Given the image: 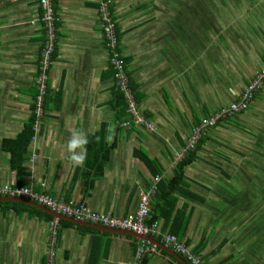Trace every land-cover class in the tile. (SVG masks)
Segmentation results:
<instances>
[{"label":"crops","instance_id":"obj_1","mask_svg":"<svg viewBox=\"0 0 264 264\" xmlns=\"http://www.w3.org/2000/svg\"><path fill=\"white\" fill-rule=\"evenodd\" d=\"M113 1L121 51L128 58V74L142 100L139 108L157 129L121 126L130 116L119 117L97 0L56 1V55L48 70L47 93L39 116L37 78L41 50L47 41L40 0H0V186L21 183L58 201L85 203L95 211L118 217L132 214L139 192L149 189L156 176L155 169H149L134 150L144 148L162 167L161 177L171 179L178 153L187 146L197 123L237 100L264 67V53L255 46L260 43L264 47V29L249 24L253 34L240 36L246 37V41L239 40L246 47H236L237 72L232 71L231 80L227 77L230 72H225L226 56L217 51L214 57L203 54L208 63H202L205 72L201 71V81L196 82L192 80L193 36H170L164 31L150 35L149 29H143L150 28L148 22L143 21L144 26L137 19L124 21L118 8L121 0ZM135 9L146 12L142 4ZM218 48L222 49L220 40ZM204 84L206 90L200 87ZM227 96L228 102L224 100ZM254 121L264 125V91L233 122L222 121L212 128L217 131L207 132L195 159L185 167L182 184L172 183L167 194L157 190L151 197L161 234L171 233L172 219L179 211L189 216L182 241H188L204 264H264V165L256 163L258 156L264 157V128L256 130ZM248 125L256 133L242 130ZM73 133L82 134L88 145L99 150L111 146L102 174L89 158L87 143L83 164L70 160L68 141ZM75 151L80 153L79 148ZM17 160L23 167L20 175ZM189 193L200 198L191 199ZM9 197L0 196V201L28 204ZM55 218V264H89L94 246L99 253L97 264L135 260L140 243L136 236L57 216L49 220L11 205L0 207V264H45ZM161 234L154 238L162 241ZM176 260L157 250L147 254L145 264H185Z\"/></svg>","mask_w":264,"mask_h":264},{"label":"built area","instance_id":"obj_2","mask_svg":"<svg viewBox=\"0 0 264 264\" xmlns=\"http://www.w3.org/2000/svg\"><path fill=\"white\" fill-rule=\"evenodd\" d=\"M99 3V16L102 24V31L105 38V46L110 52V64L114 75L115 90L120 92L126 101L127 112L129 113V121H122L121 125L125 128L130 126V122L138 127L145 126L149 130H156V127L147 120L139 109L138 102L130 87V81L125 71V55L119 49V38L116 32V21L111 16V0H97ZM42 10V20L47 28V41L44 44L39 60V74L37 78L38 93L35 98L36 111L39 116L42 115L45 96L47 93L48 70L54 62L53 54L55 52V38H56V15L54 0H40ZM255 77L245 86L244 91L234 102L225 105L218 110L209 113L203 117L200 123L195 126L188 139L187 146L178 153V159L191 148H193L198 141L210 129L216 127L218 123L224 118L230 116L232 113L245 110L249 105L253 93L259 89H264V67L255 73ZM161 175H156L153 178V184L147 190L139 192L138 206L134 213L125 217H118L115 215L101 213L91 209L85 203H78L75 201L63 202L58 201L54 197L43 193L34 191L32 187L18 188L12 185L0 186L1 196L11 197H25L27 199L36 201L52 211L72 217L79 221H88L97 223L109 228L127 229L133 231L139 236L148 235L151 237L160 236V222L149 221L151 213V197L158 190V183ZM45 187L46 184H41ZM58 219L55 218L51 222V239L49 243V253L46 257L45 264H55L56 250L55 244L57 241V227ZM164 243L172 248L174 251L183 255L192 264H204L201 257L195 254L192 249L183 244L175 234L163 233L161 234ZM157 251V244H152L149 240L140 238V243L137 247L136 258L129 264H142L145 254Z\"/></svg>","mask_w":264,"mask_h":264},{"label":"rangeland","instance_id":"obj_3","mask_svg":"<svg viewBox=\"0 0 264 264\" xmlns=\"http://www.w3.org/2000/svg\"><path fill=\"white\" fill-rule=\"evenodd\" d=\"M141 4L145 5L146 12H140L135 9ZM151 7H157L158 9L147 11ZM118 8L120 14L123 15V20L126 22H134L136 19L142 23L143 21L145 23L148 22L146 25L150 26V28L143 29H149L150 35H158L164 31L165 34L170 36L188 38L193 36L195 39V64L192 68V73L194 74L192 80L196 82L201 81L202 73L205 72V67L202 66V63H208L204 55L209 53L211 57H214L217 51L219 55L226 56L225 72H230L227 77L231 80V77L234 76L232 71L237 72L236 64L238 63L239 55L236 47L242 50L246 47L243 41H239H246V37L240 38L241 34L251 33L248 29L249 24H251L250 27L257 26L260 29H264V0H121ZM219 40L222 49L218 48ZM255 46L261 48L260 51L264 53L262 44H255ZM210 71L212 72L211 69ZM220 73H222L221 68ZM209 76L213 78V76ZM214 79H216V76H214ZM200 87L206 90L207 84L200 85ZM211 91L212 86L207 92L210 93ZM229 99L230 97L227 96L224 100L228 102ZM171 100L174 101L175 98L171 97ZM252 124L257 127L256 130L264 128L262 123L254 121ZM230 125L235 126L234 124ZM175 127V125L172 126L171 131L175 130ZM249 127L250 125H248V128H242V130L256 133V130ZM230 130L233 132L234 129ZM215 131L217 130L211 129L210 132ZM258 157L259 159L256 160V163L261 162L264 165V157L262 155ZM247 159L250 160L249 158Z\"/></svg>","mask_w":264,"mask_h":264},{"label":"trees","instance_id":"obj_4","mask_svg":"<svg viewBox=\"0 0 264 264\" xmlns=\"http://www.w3.org/2000/svg\"><path fill=\"white\" fill-rule=\"evenodd\" d=\"M56 1L57 0H54V4L56 6ZM98 8H99V3H98ZM111 16L113 17V19H115L116 21V32H117V35H118V38H119V49H121V45H120V41H121V31H120V26L118 25V21H117V17H116V14L114 12V1L111 0ZM56 52V50H55ZM54 52L53 54V59L55 58V55L56 53ZM128 58L125 57V65H126V73H127V76L129 78V81H130V87L132 89V92L138 102L141 103L142 100L140 99V97L138 96V92L137 90L135 89V87L133 86L134 83L132 81V78L129 76L130 74H128ZM263 68V67H262ZM261 68V69H262ZM110 69L112 70V67L110 66ZM259 71V70H258ZM113 70H112V75H113ZM256 75V74H255ZM255 75L253 76V78L255 77ZM252 78V79H253ZM251 79V80H252ZM250 80V81H251ZM113 81H114V75H113ZM249 81V82H250ZM248 82V83H249ZM247 83V84H248ZM115 84V83H114ZM246 84V85H247ZM245 88V87H244ZM115 90V89H114ZM244 91V89H243ZM242 91V92H243ZM264 91V89H259L257 91H255L251 97V99L249 100V105L247 107V109L249 108L250 104L255 100V98L258 97V95ZM242 92L240 93V95L242 94ZM239 95V96H240ZM114 97H115V100H116V105H117V108L120 110V114H119V117H123V116H128L129 113L127 112V105H126V101L124 99V96L115 90V93H114ZM247 109L245 110H241V111H237V112H234L232 113L230 116L224 118V120L222 121H227V122H233V119L238 116L240 113L242 112H245ZM126 121H129L128 119ZM220 121L218 123V125L222 122ZM200 123V121L197 123V125ZM196 125V126H197ZM217 125V126H218ZM122 126V125H121ZM123 127V126H122ZM130 128H133V127H138V125H135L133 124L132 122H130ZM127 127V128H129ZM142 128H146L145 126H141ZM147 129V128H146ZM149 130V129H148ZM150 131H153V130H150ZM100 135V134H99ZM98 135V136H99ZM207 135V133L205 135H203V137L198 141V143L191 149H189L183 157H181L176 163H175V175L174 177H172L171 179L169 180H164L162 177L161 179L159 180V183H158V191L157 193L159 192L160 194L166 192L165 194L168 193V186H169V191L170 189H172V186L171 184L173 183L175 186L179 185V184H182V182L185 180V167L189 164H191L193 162V160L195 159V156H196V153L198 151V149L200 148V145L201 143L203 142L204 140V137ZM97 136V137H98ZM87 148H88V153H89V158L93 161V165L95 166L96 170H100V174H102V166H103V163H105L106 159L108 158V155H109V152L111 150V146H105L104 149H100V147L96 146L95 147H92L90 146V144L88 145L87 143ZM134 155L136 157H138L149 169L152 170V168L155 169V172L154 174L156 175H160L163 170H162V167L159 166L158 162L153 159L149 153L144 149V148H139V149H136L134 150ZM19 161L17 160V165H16V169H17V172H18V175H20L21 172H23V167L18 164ZM99 167H98V166ZM14 186V185H12ZM16 187L18 188H21V187H24L21 183L15 185ZM25 187H29V186H25ZM156 193V194H157ZM1 196V195H0ZM189 198L191 199H199L200 197L195 195V194H192V193H189L188 194ZM19 198H23V199H27L25 197H19ZM27 200H30V199H27ZM33 201V200H32ZM36 202V201H35ZM38 203V202H37ZM11 205H14V206H21L22 207V210H28L31 214H34V213H38V214H43L45 215L46 217H48L49 220H51L53 218L52 215H50L49 213L37 208V207H34V206H31V205H28V204H25V203H19V202H15V201H0V207H3V208H10ZM46 207V206H45ZM172 208L174 207H171V212H172ZM22 213V212H20ZM159 215L158 213L157 214H154V212H152V209H151V213H150V219L149 221L153 222V221H156L158 219ZM159 221V220H157ZM160 222V221H159ZM60 223H67V224H72V223H69L67 221H64V220H60ZM188 223H189V216L187 217L185 212L184 211H179V213L174 216V218L172 219V223L170 225V232L172 234H175L177 236V238L179 239V241H181L183 244L189 246V243L188 241L183 242L182 241V236L183 234L186 232L187 230V226H188ZM80 227H83V226H80ZM84 228H87V227H84ZM151 237V236H150ZM154 238V237H152ZM158 241H160V239L158 238ZM162 243H164V241H160ZM152 243V242H151ZM154 244V243H152ZM156 244V243H155ZM199 245H202V243H200ZM201 247V246H200ZM157 250H161L164 254H167L169 255L173 260L177 261L176 257H173L168 251L166 250H162L158 245H157ZM194 252V250H192ZM157 252V251H155ZM153 252H150V253H147V254H151ZM195 253V252H194ZM147 254H145L144 258H143V261H142V264H145V259L147 258ZM179 254V253H178ZM199 256L198 253H195ZM183 258H185L183 255H181ZM96 257L99 259V253L96 252V246L93 247L92 251H91V255H90V261H89V264H97V259ZM186 259V258H185ZM187 260V259H186ZM180 264V263H179Z\"/></svg>","mask_w":264,"mask_h":264},{"label":"water","instance_id":"obj_5","mask_svg":"<svg viewBox=\"0 0 264 264\" xmlns=\"http://www.w3.org/2000/svg\"><path fill=\"white\" fill-rule=\"evenodd\" d=\"M9 198L12 199V200L26 202V203H28L30 205H33V206L38 207L40 209H43L44 211L50 213L53 216H57L60 219H67V220H70V221H72L74 223L81 224V225H88V226H91V227H102V226L97 225L96 223L77 221V220L71 219V218H69V217H67L65 215L58 214V213L52 211L51 209H49L48 207H45L44 205H42L40 203H37V202H34L32 200H27V199L17 198V197H9ZM103 228H104L105 231H109V232H119V231H121V232H124V233H129L130 235L136 236L138 238H144L146 240H149L150 242L156 243L159 247H162L163 249L167 250L170 254L174 255L180 262L188 264V262H187V260H185V258H183L180 254H178L176 251H174L168 245H166V244H164V243H162V242H160V241L156 240L155 238H152V237H150L148 235L139 236L136 233H134L133 231H127V230H121V229H112V228H109V227H103Z\"/></svg>","mask_w":264,"mask_h":264},{"label":"clouds","instance_id":"obj_6","mask_svg":"<svg viewBox=\"0 0 264 264\" xmlns=\"http://www.w3.org/2000/svg\"><path fill=\"white\" fill-rule=\"evenodd\" d=\"M139 105V104H138ZM140 109V108H139ZM141 111V110H140ZM157 129V128H156ZM155 131V130H154ZM87 143V139L80 133H73L68 141V152L70 153V160H72L76 165H82L85 156L82 154L84 152L83 146ZM80 149V153L75 150Z\"/></svg>","mask_w":264,"mask_h":264},{"label":"flooded vegetation","instance_id":"obj_7","mask_svg":"<svg viewBox=\"0 0 264 264\" xmlns=\"http://www.w3.org/2000/svg\"><path fill=\"white\" fill-rule=\"evenodd\" d=\"M97 225H100V224H97ZM100 226H102L103 227V225H100ZM105 227V226H104ZM114 229H117V228H114Z\"/></svg>","mask_w":264,"mask_h":264},{"label":"bare ground","instance_id":"obj_8","mask_svg":"<svg viewBox=\"0 0 264 264\" xmlns=\"http://www.w3.org/2000/svg\"><path fill=\"white\" fill-rule=\"evenodd\" d=\"M124 230H127V229H124ZM127 231H130V230H127Z\"/></svg>","mask_w":264,"mask_h":264}]
</instances>
